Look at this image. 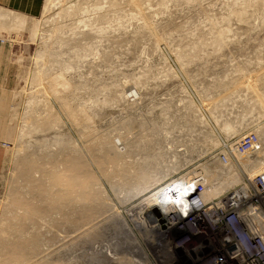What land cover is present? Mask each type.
Wrapping results in <instances>:
<instances>
[{
	"label": "rangeland",
	"instance_id": "374dc122",
	"mask_svg": "<svg viewBox=\"0 0 264 264\" xmlns=\"http://www.w3.org/2000/svg\"><path fill=\"white\" fill-rule=\"evenodd\" d=\"M80 32L90 34L84 37ZM17 36L16 42L22 43L16 45L12 61H6L13 65L12 76L6 87H0L4 91L0 93V232L10 237L8 225L14 216L21 218L19 224L13 223L25 234L39 236V251L24 264L169 261L170 254L159 246L162 239L148 228L152 226L145 215L148 207L140 204L155 192L154 187L123 202L122 190L111 188L120 184L118 178L101 176L109 165L94 161H103L98 147L101 137H110L114 153L122 157L128 156L127 142L132 143L135 149L124 159L131 161L127 169L135 170L138 162L157 157L160 164L147 168L162 170L175 164L179 170L166 183L183 176L201 178V170L209 166L238 173L239 184L240 178L246 183L264 170V6L260 0H45L42 15L27 19ZM60 39L67 45L60 46ZM83 45L85 50H74ZM50 50L71 63L76 60L64 75L66 90L60 86L58 95L75 107L84 103L90 121H69L49 87V74L48 80L35 82L51 62L48 56L43 61L37 55ZM59 69L54 64L51 73ZM50 109L60 124L48 130L47 122L54 118ZM33 122L43 124V129L29 135ZM61 135L75 143L81 157L93 158L90 169L110 206L98 208L91 223L48 219L43 213L33 229L24 208L40 192L31 189L29 195L22 194L19 172L31 168L24 167V161L42 164L43 143ZM249 135H257L260 149L248 155L237 153V144ZM140 142L144 146L137 147ZM31 175L40 181V173ZM17 189L24 206L13 210ZM37 207L45 208L38 202ZM1 262L5 261L0 257Z\"/></svg>",
	"mask_w": 264,
	"mask_h": 264
},
{
	"label": "bare ground",
	"instance_id": "6f19581e",
	"mask_svg": "<svg viewBox=\"0 0 264 264\" xmlns=\"http://www.w3.org/2000/svg\"><path fill=\"white\" fill-rule=\"evenodd\" d=\"M260 3L262 4V6H264V0H260ZM79 34H82L85 37L86 35H89L90 32H80ZM58 44L60 46L67 45L65 40L62 39L59 40ZM73 47L75 48L76 46ZM85 47L87 46H77V48L74 50L82 51L85 50ZM88 51L89 50H87V52ZM46 56H48L49 60L51 61L50 65L46 70H42L38 74L39 76L37 75L35 77V82H37L41 78H47V75L49 74V87L50 89H52L51 91L55 93L54 96L60 102L63 112L70 119L69 121H71L72 124H76L79 121H85V123L90 121V114H88L89 111H87V107L84 103H80L75 107L70 105V102L68 103V101H66L67 99L64 100L63 97H60V95H58L59 91L62 90L59 89V87L61 86L63 88V86L65 87V84L68 83L64 76L65 73H67L68 70L72 69L75 66L76 60L71 59V63L66 58L56 55L52 50L47 52L42 51L40 52V54L38 53L37 58L44 61V57ZM80 60H82L81 57L78 58V61ZM54 64L59 65L60 69L56 74L53 75L51 73V70L52 65ZM65 90L66 89H64V91ZM46 97L48 98V95ZM51 97L52 99L55 98L53 96ZM94 104H97L96 100L94 101ZM50 115H52L54 118H51L49 122H47V129L49 128L48 130L55 129L60 124V121L57 119V117H55V114H53L52 109H50ZM30 125L31 126L29 131L26 132L29 133V135L37 130L43 129V124L41 125L33 122ZM89 133L90 132H88V134ZM101 138L103 139H100L101 141L99 142L98 147L100 152L103 154V161H100L99 159H96L94 161L97 163L103 162L104 164L109 165L110 170L105 174L101 173V176H103L107 180H109L112 176L118 178L120 184L117 186H111V188L115 189L117 187V189L119 188L122 190L124 196L121 198V200L123 202L129 201L132 197L138 196L154 187L153 190L155 192H153V194L149 195L147 198L144 197L145 199L143 198L144 200L140 202V204H145L148 207H146L147 211L144 210L145 212H147V214L145 215L151 216L160 215L161 213H167L166 210L159 209V204L157 205V201L160 198H165L163 195V191L156 190L161 185V182L165 184L166 182L164 180L172 174L176 173L179 168L175 164L170 165L162 170L155 168L153 170L152 168H147L152 165L156 166L160 164L159 162H157V160H155L158 158L157 157L155 159L153 158L152 161L145 160L142 162H138V168L135 170H130L129 167L127 169V164L131 163V161L125 162L124 159L125 157L130 158L131 153H133L135 147L132 148V143L127 142V148H129L130 150L126 152V155L128 156L122 157L120 156V154L117 155L116 153H114L115 143L110 137L105 136ZM74 144H72V142L68 138H65L62 135L55 137L53 138V140H47L46 144L43 143V146L46 147V154L45 157L40 159L43 162L42 164L33 162L35 160L24 161V167L30 166L33 170L29 167L32 170L31 172L29 171L30 169H22L19 172L22 181L24 182L23 191L25 192H23L22 194L29 195V190L31 189L38 190V192H40V196L38 197V199L32 198L33 201L24 208L25 213L27 214L26 220L30 222L32 228L36 226L37 216L43 213L48 219L59 217L61 219L64 218V220L68 223H77L79 220H85L88 223H91V220L95 217V212L98 210V208L105 209L110 206V204L107 203L108 199L107 196H105L106 194L101 190L100 183L90 169V165H92L93 163V158L89 156L88 157L90 159H86L83 156L81 157L74 147ZM144 144V142H140L138 143L137 147L144 146ZM209 167H204L203 170H201V179L200 181H198L200 196L205 202L221 200L225 197L223 196V194H226L229 189L236 188L237 190H235L234 192H237L239 191L238 189L240 187H243L248 183H245V180L243 178H240L239 184V182H237L238 173H233L232 170L228 171L227 167V170L226 168L224 169L226 170L225 172L222 170H212V167ZM32 172L41 174L40 181H35L33 179L34 176L31 175ZM184 178L187 180L189 177L183 176L181 177V180H183ZM166 180L168 181V179ZM19 192L20 189L13 191V210L20 209L24 206L22 196H17ZM35 200L41 205L44 204L45 208L43 210L39 209L37 207V202L35 203ZM12 219L13 220H10L12 221L11 225H8V229L10 228V230H12V234H10V237H7L4 232H0V257L2 258V261H5L1 262L0 264H24L25 262H28L30 258H32V256L30 257V254L33 255L39 251V236L34 234L28 235V233L25 234L24 230L21 229V227L19 228L16 223H13L17 222L19 224L21 218L15 220V217L13 216ZM33 229H35V227ZM168 253L170 254V251H168Z\"/></svg>",
	"mask_w": 264,
	"mask_h": 264
},
{
	"label": "built area",
	"instance_id": "2783aa9c",
	"mask_svg": "<svg viewBox=\"0 0 264 264\" xmlns=\"http://www.w3.org/2000/svg\"><path fill=\"white\" fill-rule=\"evenodd\" d=\"M259 149L257 135H249L236 152ZM190 178L160 186L165 198L157 205L167 213L147 216L148 228L162 239L159 246L170 251L166 264H264V170L218 201H203L201 178Z\"/></svg>",
	"mask_w": 264,
	"mask_h": 264
},
{
	"label": "crops",
	"instance_id": "0c3cea01",
	"mask_svg": "<svg viewBox=\"0 0 264 264\" xmlns=\"http://www.w3.org/2000/svg\"><path fill=\"white\" fill-rule=\"evenodd\" d=\"M44 3L45 0H0V87H6L12 76L13 65L6 61H12L16 45L22 43L16 42L17 34L26 27L27 19L42 15ZM29 29L31 31V26Z\"/></svg>",
	"mask_w": 264,
	"mask_h": 264
}]
</instances>
